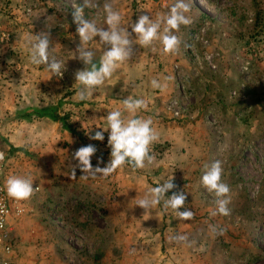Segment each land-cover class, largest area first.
<instances>
[{"label":"rangeland","instance_id":"obj_1","mask_svg":"<svg viewBox=\"0 0 264 264\" xmlns=\"http://www.w3.org/2000/svg\"><path fill=\"white\" fill-rule=\"evenodd\" d=\"M73 2L0 0V151L5 154L0 178L5 185L9 176H21L37 187L24 200L25 213L11 217L12 223L24 235L35 229L42 208L45 217L41 221H47L44 224L51 233L63 228L66 242L74 248L71 258L75 261L68 264H127L134 243L127 211H114L118 216L112 217L101 202L116 197L140 199L148 188L172 178L175 188L166 195L183 192L184 207L194 216L181 220L161 203L147 211L142 208L143 215L136 218L141 207L130 205L135 207V237L136 231L150 227L148 234L156 239L155 250L144 252L140 262L264 264V0H187L191 7L185 15L191 23L173 30L181 41L174 52L164 53L159 39L140 46L133 33L129 60L83 101L77 100L82 86L74 74L85 66L72 58L79 44L71 15ZM108 2L122 14V24L131 32L128 25L139 15L147 14L155 21L168 14L175 0ZM94 3L98 7L85 8V18L95 19L98 27L107 30L105 0ZM42 31L50 35V53L65 62L59 77L45 65L29 61L25 38ZM92 41L88 47L98 63L106 46L98 36ZM141 56L146 59H138ZM138 67L146 74L156 72L162 85L152 95L159 108L143 110L147 118L158 122L160 139L151 145L153 162L137 170L123 166L109 177L84 173L74 158L79 147L96 146L91 157L94 167L97 157L102 158L99 166H105L111 151L105 136L103 141L89 138L101 130L86 124L89 104L106 102L110 96L120 103L136 98ZM172 100H176L173 108ZM37 109H54L61 119L37 116ZM41 127L43 134L35 135ZM25 131L32 137L18 139ZM215 160L221 161L222 181L230 188L227 216L210 214L216 207L215 196L201 183L206 166ZM115 224L122 226L118 233ZM209 225L226 231L213 235ZM177 234L187 236V241L170 240ZM18 243L17 233L12 238L16 259Z\"/></svg>","mask_w":264,"mask_h":264},{"label":"clouds","instance_id":"obj_2","mask_svg":"<svg viewBox=\"0 0 264 264\" xmlns=\"http://www.w3.org/2000/svg\"><path fill=\"white\" fill-rule=\"evenodd\" d=\"M98 5L94 0H82V3L72 4V20L76 25V34L79 37V44L73 52L72 58L83 62L84 68L77 70L74 74L75 80L82 86L76 93L78 101H83L91 97L92 90L104 84L116 71L119 64L129 60L132 55V34L138 38L140 46H150L154 40L159 39L163 45L164 53L174 52L179 44L178 36L172 34L173 30L178 31L180 25H189L191 19L185 15L190 11V4L187 0H175L166 16H158L153 21L149 15L141 14L135 22H131V32L128 27L122 24V14L114 10L113 4L105 0L103 4L104 25L107 30L98 27L95 19L85 18V8H96ZM161 24H164L163 32L160 33ZM99 37L101 45L106 46L99 62L94 61L95 53L88 47L94 37ZM26 44L30 51L29 61L31 64L45 65L47 70L59 77L65 69V62L56 59L50 53V35L48 32H38L26 36ZM153 89H160L161 83L153 78L150 81ZM148 104L144 99L127 97L122 100V109L117 108L109 111L106 115L107 127L96 131L90 135V139L103 141L104 131H108V146L110 147V159L105 166L100 167L102 158L97 157V166L91 163V157L97 152L93 144L79 147L74 152V158L78 161L79 167L84 173L93 176L102 175L109 177L117 169L124 165H129L133 170L143 169L147 164H151L154 156L151 154V145L157 139V134L152 127L151 118H142L137 115L138 110L147 109ZM124 112L129 116L125 118ZM5 158V154L0 152V161ZM223 169L221 161L215 160L201 177V183L209 193L215 196V209L210 213L212 216L230 215L228 204V194L230 188L222 181ZM72 176H75V169H72ZM7 196L15 200H27L33 195V180L21 176H9L5 181ZM175 188L172 178L157 186L150 187L143 194L142 198L136 201L135 205L145 209L163 204V209L171 208L181 220H191L194 213L191 209L185 208L186 196L183 192H173L166 195V192ZM184 210L181 211L180 209ZM213 235H223L226 229L217 225H209ZM170 240L176 242H186L187 236L173 235Z\"/></svg>","mask_w":264,"mask_h":264},{"label":"crops","instance_id":"obj_3","mask_svg":"<svg viewBox=\"0 0 264 264\" xmlns=\"http://www.w3.org/2000/svg\"><path fill=\"white\" fill-rule=\"evenodd\" d=\"M100 51L102 52V50ZM139 58L140 60L146 59V57L142 58V56L138 57V59ZM135 74H136V77H138L137 84L135 85V89L137 91L136 98L145 99V97H147V101L146 100L145 101L148 104L147 109L138 110L137 115L142 118H147L149 115L145 114L143 110L155 112L159 108V106L156 104L155 96H152L155 93V91L153 90L150 84V81L153 78H155L157 74L156 72H153V73L149 72L146 74V70L143 69L142 71V69L140 68L138 71H135ZM112 91H114L113 88H111V92ZM146 91L149 94L147 96L142 95L143 93H146ZM93 99H99V98L93 95ZM92 101L94 102V100ZM148 101H153V102L149 104ZM117 108L122 109V103H120L118 99L112 100L111 96L107 98L106 102H101L94 106L89 104L88 106L89 112L87 113V116H86L88 120L86 121V124L87 125L89 124L92 127H94L93 124L98 125L100 128L107 127V122H106L107 113ZM124 116L125 118H127L129 114L127 112H124ZM152 121H153L152 127L157 134V139L154 142L156 141L158 142L160 139L159 138L160 136L158 132L156 131L158 127V122L155 119H153ZM48 125L50 126V124ZM104 133H105L104 136L107 138V141H108L109 132L104 131ZM13 134L14 132L8 135H13ZM39 134H43L42 127L38 128L35 135L38 136ZM24 136L31 138L32 133L28 131L22 132V136L19 137L18 139H21ZM164 140L170 141V139H164ZM133 185L135 187V182H133ZM137 200H135V197H133L132 199L131 198L124 199L122 197H116L115 199L111 201L106 200L105 202H101V204H105V209L109 212L108 214L112 217L115 216L117 218L118 216L117 214L114 215L113 213L114 211H118V210L127 211V213L125 214H127L128 216L127 225L130 231V234H129L130 240L135 243V244L133 243V246L131 248L133 251L132 256L130 257L128 255L129 258H128L127 264H136L135 260H138L144 257V254H145L144 252L155 250L154 249L155 248L154 242L156 240L155 235L148 234L149 230H151L152 228L150 227L146 228L147 231L143 229L142 230L139 229L140 231H136V237H135V207H130V205L135 206V201ZM47 203L50 204L48 201ZM97 203L101 205L99 202ZM42 204L44 205V203ZM139 211L141 212L142 208H139ZM39 212L41 214V217L38 220H35L36 221L35 229L30 230V232L25 233L24 235L22 231H20L18 224L15 225L12 223L13 221L11 219L9 220L11 238H13V236L16 235L17 233L19 236L18 250L20 251L19 252L20 254L18 255V259H16V263L18 262L17 264H68L70 261H75L74 259L71 258V255H73V252H74V248L72 247L71 244L66 242V238L64 237L66 233L63 230V228H59L58 232L53 231L54 233H51L50 228H47L44 224L47 221L46 220L41 221V218L45 217L43 209L40 208ZM140 212H138L136 218L143 215V213L142 212L140 213ZM55 221L58 222L59 220H57L56 218ZM115 225L118 227V231H117L118 233L120 229L122 228V226H119L118 224H115ZM30 233H32V236L28 237ZM144 235H147V236H144ZM145 237H148V238H145ZM135 249L137 251L136 254H135ZM135 255L137 256L135 257ZM79 259L81 260L82 257L80 256ZM137 264H143V262L139 261Z\"/></svg>","mask_w":264,"mask_h":264},{"label":"built area","instance_id":"obj_4","mask_svg":"<svg viewBox=\"0 0 264 264\" xmlns=\"http://www.w3.org/2000/svg\"><path fill=\"white\" fill-rule=\"evenodd\" d=\"M176 104V100L170 102V106ZM177 112L174 111V114ZM2 152V151H0ZM3 161H0V173L3 168ZM37 190V187H34ZM24 200H15L7 196L6 188L0 178V264H14L16 261L15 250L12 245V238L9 227L11 217H19L25 213Z\"/></svg>","mask_w":264,"mask_h":264},{"label":"trees","instance_id":"obj_5","mask_svg":"<svg viewBox=\"0 0 264 264\" xmlns=\"http://www.w3.org/2000/svg\"><path fill=\"white\" fill-rule=\"evenodd\" d=\"M245 18V17H244ZM243 20V19H242ZM188 29H190L191 31L192 30H195L197 27H194V28H189V27H187ZM187 29V30H188ZM36 114H37V116H43V117H48V118H50V119H52V120H54V121H56V120H59V119H61V117L57 114V112L54 110V109H44V110H42V109H37L36 110ZM63 125H64V122H63ZM66 125V124H65ZM64 125V126H65ZM124 166H126V167H128V168H130V166L129 165H124Z\"/></svg>","mask_w":264,"mask_h":264}]
</instances>
